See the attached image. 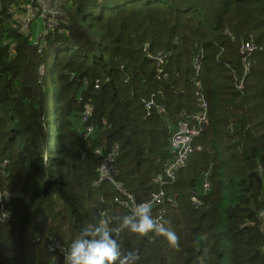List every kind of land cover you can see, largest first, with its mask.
Wrapping results in <instances>:
<instances>
[{
  "label": "trees",
  "instance_id": "16d2710c",
  "mask_svg": "<svg viewBox=\"0 0 264 264\" xmlns=\"http://www.w3.org/2000/svg\"><path fill=\"white\" fill-rule=\"evenodd\" d=\"M24 1L0 0V193L10 213L0 216V264H49L58 256L50 239L67 249L103 219L102 208L113 229L129 214L101 200L114 189L95 184L96 148L118 144V179L136 202L148 201L179 115L198 109L196 79L209 121L162 204V225L176 239L125 229L121 253L126 264H264V0H71L41 51L34 25L21 30L8 11L24 13ZM250 36L261 49L237 90L239 46ZM161 50L171 53L165 79L148 57Z\"/></svg>",
  "mask_w": 264,
  "mask_h": 264
},
{
  "label": "built area",
  "instance_id": "2783aa9c",
  "mask_svg": "<svg viewBox=\"0 0 264 264\" xmlns=\"http://www.w3.org/2000/svg\"><path fill=\"white\" fill-rule=\"evenodd\" d=\"M67 4L68 1L64 0ZM47 2V1H46ZM24 16L20 20L19 24L21 26V30H28L30 27L33 17H38L41 22V29L38 32L34 44L38 45V51H41L44 43L43 39L45 35L48 33L50 29L55 27L58 23V18L64 15L63 10L57 7L48 8L44 3H41L38 0H25L22 4ZM9 12H15V6L11 5ZM252 36L249 37L248 40L242 41L239 46V54L243 63L244 72L243 78L247 75L250 67V57L257 50L261 49L253 42ZM171 56L170 51L161 50L153 55H148L150 59H154L159 69L157 71L158 79H165L168 76V71H164L162 66L168 62L169 57ZM199 57L196 55L193 58V66L196 72V75L199 71ZM243 78L239 81L237 87H242ZM99 85V80L95 81V87L97 88ZM195 86L197 88V101H198V109L193 113L186 114L182 112L169 137L168 144V152L170 154V159L167 160L163 164L162 173L159 174L155 182L159 185V189L153 192L150 196V199L146 202L140 203H155L156 211L152 215L154 220H156L159 224H162V219L164 215V211L162 209V204L165 200L172 201V197H167L165 194V187L175 181L177 178V173L185 166L190 154L194 151L193 141L197 136H199L203 130L205 125H207L208 119V103L203 96V89L201 87L200 80H195ZM159 93V92H158ZM152 95L151 98L145 99L143 101L144 108L146 111V115L150 114L151 107L155 105ZM160 112L163 111L161 106H156ZM92 106H89L82 112V120L87 121L90 115V111ZM86 132L83 133V137H86L90 132L92 133L93 128L91 125L85 127ZM90 133V134H91ZM119 151V146L116 143L111 144L109 149L102 153L101 149H94V153L100 156V163L98 165V179L96 181V185H100L101 183H108L114 189V195L110 199L111 204H116L118 206H123L127 208L129 211L133 204H139L136 202L133 194H131L125 187L124 183L118 179V170L115 165V159L117 157ZM205 179L202 184L201 196H205V194L209 190V184L206 180L208 173H205ZM3 194L0 193V216L2 218H8L10 213L5 208V203L3 202ZM102 201H105L104 199ZM191 203L195 207L202 206L204 204L203 200L198 194H192L190 197ZM100 216L103 219H108L112 222V218H110L109 209L102 208L99 212ZM110 226V225H109ZM48 249L51 252H55L58 256H53L49 262V264H64V249L65 247L60 244L58 241L54 239H50ZM66 250V249H65Z\"/></svg>",
  "mask_w": 264,
  "mask_h": 264
},
{
  "label": "clouds",
  "instance_id": "9594fccd",
  "mask_svg": "<svg viewBox=\"0 0 264 264\" xmlns=\"http://www.w3.org/2000/svg\"><path fill=\"white\" fill-rule=\"evenodd\" d=\"M151 211V203L133 204L129 214L119 218V226L115 229L109 226L108 219L83 226L63 250L64 264H126L127 257L122 255L118 243L119 234L125 229L141 236L156 231L174 242V233L154 220Z\"/></svg>",
  "mask_w": 264,
  "mask_h": 264
},
{
  "label": "crops",
  "instance_id": "0c3cea01",
  "mask_svg": "<svg viewBox=\"0 0 264 264\" xmlns=\"http://www.w3.org/2000/svg\"><path fill=\"white\" fill-rule=\"evenodd\" d=\"M38 1H40L41 3H44L48 8H52V7H57L58 9L60 8L61 10H62V7H63V5H65V1L64 0H38ZM47 1V2H46ZM15 12H13V15L15 16V17H17V20H18V22H20V20L23 18V16H24V13H22V12H20L18 9H17V7L15 6ZM40 20L41 19H39L38 17H33V21H32V24H31V26L32 25H34V28H35V31H34V33H35V35H34V38H36V36H37V34H38V32L40 31V29H41V22H40ZM245 78V77H244ZM237 90H240L241 88H236ZM168 126H169V124H168ZM175 126V125H174ZM194 142H195V140H194ZM201 147L200 146H198V147H196V150H199ZM194 150H195V148H194ZM162 173V172H161ZM161 173H159V174H161ZM205 173H210V169H207L206 171H204V177L206 176L205 175ZM159 174H157L156 176H155V179H156V177L159 175ZM208 176V175H207ZM177 179V178H176ZM205 179V178H204ZM203 182H204V180H203ZM156 183V182H155ZM203 184V183H202ZM201 191H202V186H201ZM201 191H200V193H201ZM200 193H198V192H195V191H192V194H198V195H200ZM132 194V193H131ZM191 197V196H190ZM111 198H112V196H111ZM110 198V199H111ZM110 200V199H107V198H103V196L101 197V200ZM162 209H163V211H164V215H165V208H164V206L162 207ZM155 211H156V209L155 208H153L152 209V213L154 214L155 213ZM163 215V216H164Z\"/></svg>",
  "mask_w": 264,
  "mask_h": 264
},
{
  "label": "water",
  "instance_id": "95a60500",
  "mask_svg": "<svg viewBox=\"0 0 264 264\" xmlns=\"http://www.w3.org/2000/svg\"><path fill=\"white\" fill-rule=\"evenodd\" d=\"M151 204H152V209L156 207L155 203L151 202Z\"/></svg>",
  "mask_w": 264,
  "mask_h": 264
},
{
  "label": "rangeland",
  "instance_id": "374dc122",
  "mask_svg": "<svg viewBox=\"0 0 264 264\" xmlns=\"http://www.w3.org/2000/svg\"><path fill=\"white\" fill-rule=\"evenodd\" d=\"M42 28V27H41ZM242 78H243V74H242ZM239 83V82H238ZM238 83H237V85H238ZM1 219V218H0Z\"/></svg>",
  "mask_w": 264,
  "mask_h": 264
}]
</instances>
